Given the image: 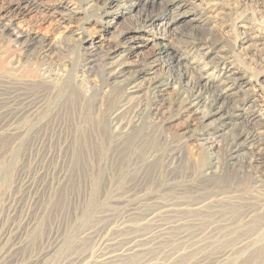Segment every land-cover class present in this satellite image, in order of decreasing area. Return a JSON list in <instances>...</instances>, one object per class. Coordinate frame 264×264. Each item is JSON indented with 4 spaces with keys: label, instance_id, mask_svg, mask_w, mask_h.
Instances as JSON below:
<instances>
[{
    "label": "rangeland",
    "instance_id": "374dc122",
    "mask_svg": "<svg viewBox=\"0 0 264 264\" xmlns=\"http://www.w3.org/2000/svg\"><path fill=\"white\" fill-rule=\"evenodd\" d=\"M263 174L264 0H0V264H264Z\"/></svg>",
    "mask_w": 264,
    "mask_h": 264
},
{
    "label": "bare ground",
    "instance_id": "6f19581e",
    "mask_svg": "<svg viewBox=\"0 0 264 264\" xmlns=\"http://www.w3.org/2000/svg\"><path fill=\"white\" fill-rule=\"evenodd\" d=\"M169 25V24H168ZM167 28V27H166ZM210 41V40H209ZM163 47H162V49H161V52H162V55H164V54H166V55H168V54H170L171 52H170V50H169V48H168V45H162ZM169 57V56H168ZM177 61H179V60H177ZM176 62V61H175ZM124 65V64H123ZM168 65V64H167ZM177 65V64H176ZM171 66V65H170ZM116 73V72H115ZM209 81H210V74H205V75H203V74H200V76H199V78H198V80H197V85H200V84H203V83H209ZM225 81V80H224ZM134 82V81H133ZM190 82H191V80H190ZM194 82V81H193ZM129 83V82H128ZM133 85V84H132ZM159 85V84H158ZM193 85V84H192ZM192 88H193V86H192ZM132 91H134L135 89H136V86H133L132 88ZM201 89V88H200ZM218 96H219V94H218ZM217 96V97H218ZM223 98V97H222ZM215 100V99H214ZM228 101V100H227ZM214 102V101H213ZM204 103V102H203ZM222 103V102H221ZM205 105V104H204ZM217 106V105H216ZM214 107V106H213ZM184 110H185V112L186 113H190V114H192V115H194L195 117L197 116V114H198V106H197V104H193V103H190V104H187V105H184ZM203 109V108H202ZM218 110V109H217ZM199 112H201V111H199ZM212 114V113H211ZM187 115V114H186ZM199 115V114H198ZM214 115V114H213ZM219 115V114H218ZM187 119V118H186ZM198 120V119H197ZM190 128V127H189ZM61 129V128H60ZM200 136V135H199ZM203 143V142H202ZM213 146V145H212ZM249 148V147H248ZM253 148V147H252ZM259 148V147H258ZM260 149V148H259ZM260 151H262V149H260ZM236 150L234 151L233 150V153L231 154V157H230V161L233 163V165H235L234 163H235V161H237L236 160ZM216 164V163H215ZM244 165V164H243ZM207 174H206V176H209V175H212V174H217L218 172L215 170L214 171V168L212 167V166H210L209 167V169L207 170V172H206ZM264 175V174H263ZM2 220V219H1ZM67 264V263H66Z\"/></svg>",
    "mask_w": 264,
    "mask_h": 264
}]
</instances>
